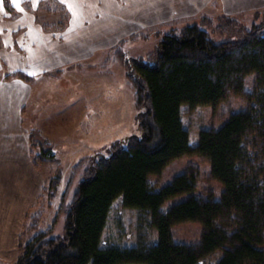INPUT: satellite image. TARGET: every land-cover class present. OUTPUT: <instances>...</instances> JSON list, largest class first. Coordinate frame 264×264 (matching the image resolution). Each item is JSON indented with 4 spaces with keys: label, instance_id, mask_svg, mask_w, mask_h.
I'll use <instances>...</instances> for the list:
<instances>
[{
    "label": "trees",
    "instance_id": "16d2710c",
    "mask_svg": "<svg viewBox=\"0 0 264 264\" xmlns=\"http://www.w3.org/2000/svg\"><path fill=\"white\" fill-rule=\"evenodd\" d=\"M50 2L43 1L40 9L59 15L64 27L66 6ZM3 4L10 18L18 17L11 0ZM29 5L24 6L32 11ZM243 34L241 40L216 43L206 28L185 26L163 38L154 64L127 56L125 38L120 39L115 61L124 64L140 134L116 140L108 155L86 154L73 164L57 207L58 216H64V236L55 233L57 218L44 224L63 183L58 168L45 182L36 209L26 213L19 254L7 264H264V17ZM251 74L248 91L245 81ZM0 77L28 83L37 79L22 70ZM230 96L241 97L248 107L232 113L220 128L201 129L197 143L190 144L183 106L218 105ZM27 135L36 168L58 160L54 142L37 126L28 127ZM184 155L211 162V176L224 185L219 200L193 193L197 176L192 171L156 188L150 176ZM182 194L188 196L162 209ZM120 198L125 208L138 212L141 229L157 230V242L146 244L150 234L143 233L135 246L104 245L113 204ZM186 221L203 225L199 243L173 240L172 226Z\"/></svg>",
    "mask_w": 264,
    "mask_h": 264
},
{
    "label": "rangeland",
    "instance_id": "374dc122",
    "mask_svg": "<svg viewBox=\"0 0 264 264\" xmlns=\"http://www.w3.org/2000/svg\"><path fill=\"white\" fill-rule=\"evenodd\" d=\"M44 1L51 5L52 0ZM98 1L94 6V16L88 13L82 21L67 19L64 27L54 23L55 27L47 29L46 32L53 37L57 35L62 44L51 42V46L44 43L42 48L36 45L31 54L34 62L41 66L32 69L50 73L29 90L18 82V90L13 93L15 102L26 101L25 107L28 106L23 117L25 126H37L55 144L58 160L39 164L35 170L44 184L58 168L62 171L60 193L49 209L47 223H44L46 226L53 224L57 218L55 233L59 236L65 234V223L64 216H58L57 207L73 164L86 154L108 155V148L116 140L140 134L134 95L127 84L124 64L115 61L117 42L125 38L123 49L127 56L139 58L145 64H154L156 50L163 38L177 34L185 26L198 24L210 32L214 42L219 43L243 39V32L260 24L264 17V0ZM29 7L31 12L38 14L41 25L57 19L53 15L43 16L31 3ZM17 10L19 14L22 12L19 7ZM4 54L6 60L0 64V74L13 69L10 66L14 64L12 55L15 53ZM20 57L23 56H17L16 60ZM44 59H50V62L47 64ZM23 62L27 63L26 57ZM253 80V74L246 77L248 91L253 88ZM10 95V89L3 88L0 92V99L3 98V106L0 103V229L4 231L10 229V225L21 223L22 228L28 225L26 214L17 212L21 202L19 195L26 193V189L20 187L27 172L24 160L17 161L12 157L19 149L16 141L22 140L23 136L21 132L14 131L16 115L7 102ZM247 107L248 103L239 96H230L218 105L204 104L192 109L184 105L183 120L189 130L190 144L197 143L201 129L220 128L232 113ZM8 112L9 115L6 114ZM5 123L10 124L6 131L16 136L15 139L1 132ZM211 169V162L203 156L184 155L172 161L161 174L151 175L150 180L156 188H161L175 176L192 171L197 176L193 193L213 194L219 200L224 185L211 176ZM187 196L182 194L168 199L162 209L167 210ZM34 204H29L26 213H33L36 209ZM139 223L138 212L125 208L122 199H117L104 233V245L135 246L143 233L150 234L146 244L157 242V230L144 226L141 229ZM203 231L199 221L180 222L172 226V237L179 243L196 244L201 241ZM15 260L0 256V264Z\"/></svg>",
    "mask_w": 264,
    "mask_h": 264
},
{
    "label": "crops",
    "instance_id": "0c3cea01",
    "mask_svg": "<svg viewBox=\"0 0 264 264\" xmlns=\"http://www.w3.org/2000/svg\"><path fill=\"white\" fill-rule=\"evenodd\" d=\"M44 0H15V3H13V0H11L12 5L17 9L19 7L20 9H23L22 12L18 15L17 18H10L11 13H9L6 9V7L3 4V0H0V64L3 63L6 60L5 52L11 53L14 52L15 55H12V59L14 60V64H11L12 70H22L25 71L31 75L37 76L36 81L28 83L24 82L21 79H13L10 81H3L0 77V92L3 88L10 89L11 95L7 97V102L10 105L11 108L14 109L15 115V124H14V131L15 132H21L22 136L20 141H16V147L17 153H14L12 157L19 160H24V164H26V170L27 177L23 178L22 181V187L23 189H26V193H21L19 195L20 197V207H18L17 212L19 213H25L27 211V207L35 203L36 198L38 197L42 187L43 182L38 177V172L35 170L36 167L34 166L32 162V158L29 153V144L27 140V132L28 127L24 124V115L28 110V106L25 107V103L15 102L14 95L18 90V84L21 83L22 86L25 88L32 87L34 84H37L40 82V80L43 78L45 79V76L43 75L44 72L48 71H40V72H34L32 68L40 67L41 65L36 64L34 62V55L31 54L32 50H34V47L37 45L38 47H41V45L48 44L52 46L51 42H56L61 45V41L55 37H53L51 34L47 33V29L43 27L39 22L38 14L35 15L31 10H28L27 8H24L25 3H31L35 8L37 7V11L41 12V14L47 15V16H56L57 19H51L50 23H47L50 27H55L54 25L56 23L60 24V16L52 13H48L45 9H40L42 7ZM64 4L66 6V9L68 11V18L67 19H76L82 21L85 17L87 18L88 13L91 14L90 16H94L95 11V5L98 4V0H57ZM18 5V6H17ZM75 11V12H73ZM10 18V19H9ZM55 23V24H54ZM24 29V30H23ZM64 30V29H62ZM62 34V33H61ZM58 34V35H61ZM61 43V44H60ZM42 48V47H41ZM23 56L16 60L17 56ZM27 58V63L23 62L24 58ZM11 59L8 60V63ZM46 63L48 64L50 62V59H44ZM27 64V66H25ZM42 79V80H43ZM19 82V83H18ZM45 84V81H43ZM11 84V85H10ZM19 94V92H18ZM22 96V94H21ZM6 102V101H5ZM0 103L3 106V98L0 99ZM10 107L8 110L10 111ZM26 109V110H25ZM1 110V109H0ZM9 115L10 113H6ZM86 115V114H85ZM85 117H83L82 120H84ZM9 123H5L1 127L2 133L8 134V128ZM7 129V131H6ZM6 131V132H4ZM43 132V130H41ZM9 137L12 139H15L16 136L12 135L11 133L8 134ZM22 148V149H21ZM21 189V190H23ZM22 226L21 223H18L12 227L10 225V229L5 230L0 229V256L4 258H12L16 259L18 249V243H19V235L21 233Z\"/></svg>",
    "mask_w": 264,
    "mask_h": 264
},
{
    "label": "snow or ice",
    "instance_id": "6c2138e0",
    "mask_svg": "<svg viewBox=\"0 0 264 264\" xmlns=\"http://www.w3.org/2000/svg\"><path fill=\"white\" fill-rule=\"evenodd\" d=\"M13 3H15V0H13ZM18 6V5H17ZM21 11H23V9H21Z\"/></svg>",
    "mask_w": 264,
    "mask_h": 264
}]
</instances>
